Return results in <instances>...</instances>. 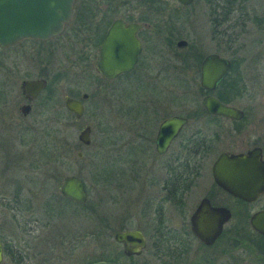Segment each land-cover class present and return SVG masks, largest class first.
Segmentation results:
<instances>
[{"label": "flooded vegetation", "instance_id": "obj_1", "mask_svg": "<svg viewBox=\"0 0 264 264\" xmlns=\"http://www.w3.org/2000/svg\"><path fill=\"white\" fill-rule=\"evenodd\" d=\"M192 3L193 0L188 5L177 4L180 8H186ZM206 9L205 21L211 28L208 41L195 38L192 42L178 35L172 36L175 31L174 20L171 15L164 17L162 0H73L70 19L63 24L58 35L43 41L26 38L0 48L5 49L22 42L48 44L66 39V44L68 41H83L85 45L92 44L96 49L93 56L96 58L94 70L99 81L116 83L134 76L139 85H147L145 79H148L149 69L155 67L157 76L172 80L177 97L180 96L181 84L190 92L191 98L184 102L182 111L179 100L178 104L174 102L171 106L173 111L170 114L162 113L163 109H170V106L152 104L149 127L139 126L140 132H131L135 140L129 143V148L139 147L143 143L153 159L150 161L151 168L139 173L132 169L133 164L128 158L125 165L126 179L134 195L127 199L123 207V222L119 223L115 217L112 240L119 250H114L111 261L104 262L264 264V218H259L255 227L250 224L254 215L264 213V48H249L253 43L250 39L248 46L245 44L242 48L237 46V51L230 50V45L232 48L243 36L251 35L249 27H254L258 36L251 37L254 42H262L264 13L251 9L249 0H206ZM191 15L195 16V13ZM173 16L175 19V12ZM234 28L238 30L234 31ZM111 34L112 40L107 42ZM180 42L183 44H178ZM188 49L191 52L187 54L185 51ZM79 50L77 54L80 60L77 58L75 64L82 60L88 62L92 58L87 48ZM134 51H137L135 63L129 71L105 79L97 70L103 54L109 53L105 57L110 59H129ZM36 57L37 53L29 60L37 67ZM209 57L217 59L211 65V75L203 81L202 65ZM219 62L227 64V68L211 85L214 72L220 69ZM41 79L46 85L34 97L30 92H22L18 85V123L27 121L37 110V103L40 109L49 107L50 97L45 95L50 94L47 93L48 81L39 75L26 80ZM0 96H4L1 90ZM65 97L80 100V97L76 99L74 95L63 96V99ZM209 97L217 104L240 114L236 117L209 114L203 105ZM86 100L81 101L82 105ZM174 117L184 119L185 124L161 151L157 141L159 125ZM25 130L30 128L26 127ZM8 142V151L5 146L0 147V181L4 189L0 192V202L31 203L35 201V193L30 186L26 188L25 183L37 177L35 172L42 170V164L30 160L20 167L14 148L11 147L12 140ZM222 155L243 156L249 158L251 163L256 162L261 177L253 183L261 187L250 191L254 192L253 198L245 200L231 196L215 181L213 168ZM113 190L115 196L119 194L118 197L123 201V192L115 183ZM58 195L60 199L63 198ZM67 202L83 205L69 200ZM210 210H226L229 217L221 224L218 236L210 244H205L195 233L201 227V217L204 224L208 223ZM19 212L20 209H17V214ZM131 218L138 221L136 225L130 224ZM201 230L203 233L209 232L208 229ZM120 232H138L141 235L144 246L138 254L123 253L122 245L114 241V236ZM0 246L1 264H24L19 251L12 252L1 241ZM5 258L9 260L6 263Z\"/></svg>", "mask_w": 264, "mask_h": 264}, {"label": "rangeland", "instance_id": "obj_2", "mask_svg": "<svg viewBox=\"0 0 264 264\" xmlns=\"http://www.w3.org/2000/svg\"><path fill=\"white\" fill-rule=\"evenodd\" d=\"M162 1L164 17L171 15L174 20L172 36L178 35L192 42L195 38L208 41L211 28L205 21L206 0H193L186 8H180L176 0ZM249 6L257 13H264V0H249ZM174 12L175 19L172 18ZM194 13L195 16L191 15ZM248 30H252L251 35L243 36L232 48L230 45V50L248 46L250 39L253 43L249 48H264V39L258 44L251 38L258 37L254 27ZM213 38L217 39L214 35ZM66 41L22 42L0 49V90L4 93L0 96V147L5 146L8 151V141L12 140L11 147L20 167L30 160L42 164V170L35 172L37 177L25 183V187L30 186L35 193V201L24 204L0 202V241L11 251H19L24 264L111 261L114 250H119L112 240L115 217L119 223L123 222V207L134 195L127 185L125 165L130 158L132 169L141 173L151 168L153 159L143 143L129 148V143L135 140L131 132L149 127L152 104L171 107L179 100L182 111L184 102L191 98L189 90L182 84L177 97L172 80L157 76L155 67L149 69L146 86L139 85L134 76L116 83L99 81L94 70V45H85L83 41L64 44ZM83 47L92 53V58L75 64L79 57L77 53ZM185 52L188 54L191 49ZM35 53L37 67L29 60ZM38 75L48 81L47 93L50 94L45 95L50 97L49 107L40 109L37 103V110L27 121L18 123V85ZM84 93L89 98L83 103L81 118L75 121L63 107V96L74 95L79 99ZM172 111L171 107L163 109L162 113ZM85 126L91 128L88 147L77 141L78 132ZM26 127L30 130H25ZM78 152L80 158L76 157ZM70 175L79 177L84 184L87 201L83 205L64 202L58 195L57 185L63 177ZM114 183L123 192V201L119 194L115 196ZM17 209H20L18 214ZM129 222L136 225L138 221L131 218ZM8 261L4 259V263ZM121 262L125 261L122 259Z\"/></svg>", "mask_w": 264, "mask_h": 264}, {"label": "water", "instance_id": "obj_3", "mask_svg": "<svg viewBox=\"0 0 264 264\" xmlns=\"http://www.w3.org/2000/svg\"><path fill=\"white\" fill-rule=\"evenodd\" d=\"M180 5H188L192 0H176ZM73 0H0V48L9 46L22 39L47 40L58 35L63 24L67 23L71 16ZM112 35L107 37V42H111ZM178 44H183L180 42ZM109 51V50H108ZM129 59L116 58L110 59L107 56L109 53L103 54L97 70L105 79H112L119 73L129 71L135 63V54ZM216 57L207 58L202 65V79H208V75L212 73V63L216 61ZM224 63V62H223ZM218 63L220 69L211 82V85L221 73L227 68V64ZM96 70V64H95ZM213 71H215L213 69ZM203 84V83H202ZM205 84V83H204ZM46 85L44 80H23L20 82L22 92H30L32 97L43 89ZM210 85V86H211ZM204 86V85H203ZM208 88V86H206ZM87 99L86 94L80 96V100H73L68 97L63 99L64 109L70 113L75 121H78L83 114V105L81 101ZM204 108L209 114H217L228 117H236L240 113L234 109L224 107L216 103L212 98H206L203 102ZM185 124L184 119L169 118L159 125L157 141L161 147V151L165 149L170 139L178 132ZM89 126L83 127L77 135V141L84 147L90 144ZM159 151V152H161ZM76 157L80 158L81 153H76ZM249 158L243 156H220L213 168V177L215 181L231 196L241 199L253 198L254 192H250L253 188L259 189L261 186L254 184L261 177L259 176L256 162L248 161ZM258 161V159H257ZM57 191L61 197L76 203L84 204L87 201V194L82 180L75 176H65L61 179L57 186ZM250 192V193H249ZM245 193V194H244ZM221 212V213H220ZM222 216V218L220 217ZM201 217V216H200ZM220 217V218H219ZM229 217L226 210H210L209 220L204 224L202 217L199 219V229L208 233H203L199 229L196 232V237L205 244H210L220 232L221 224ZM259 218H264L263 214L254 215L250 224L255 227V222ZM264 232V229L262 230ZM114 241L121 244L125 255L138 254L144 246L143 239L138 232H120L114 236ZM2 262L1 246H0V264ZM88 264H115L111 262L97 261Z\"/></svg>", "mask_w": 264, "mask_h": 264}, {"label": "trees", "instance_id": "obj_4", "mask_svg": "<svg viewBox=\"0 0 264 264\" xmlns=\"http://www.w3.org/2000/svg\"><path fill=\"white\" fill-rule=\"evenodd\" d=\"M62 200H63L64 202H67V200H65V199H63V198H62Z\"/></svg>", "mask_w": 264, "mask_h": 264}]
</instances>
